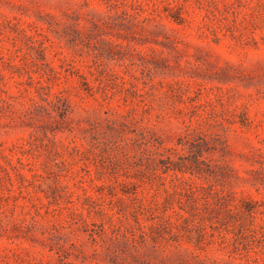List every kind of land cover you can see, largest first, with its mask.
Returning a JSON list of instances; mask_svg holds the SVG:
<instances>
[{"label": "rangeland", "instance_id": "rangeland-1", "mask_svg": "<svg viewBox=\"0 0 264 264\" xmlns=\"http://www.w3.org/2000/svg\"><path fill=\"white\" fill-rule=\"evenodd\" d=\"M0 264H264V0H0Z\"/></svg>", "mask_w": 264, "mask_h": 264}]
</instances>
